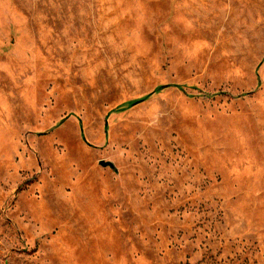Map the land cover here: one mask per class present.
Masks as SVG:
<instances>
[{"label": "rangeland", "instance_id": "rangeland-1", "mask_svg": "<svg viewBox=\"0 0 264 264\" xmlns=\"http://www.w3.org/2000/svg\"><path fill=\"white\" fill-rule=\"evenodd\" d=\"M0 264H264V0H0Z\"/></svg>", "mask_w": 264, "mask_h": 264}, {"label": "trees", "instance_id": "trees-1", "mask_svg": "<svg viewBox=\"0 0 264 264\" xmlns=\"http://www.w3.org/2000/svg\"><path fill=\"white\" fill-rule=\"evenodd\" d=\"M171 87H173V88H177V89H182V87H179V86H171ZM162 89H164V87L162 88ZM160 90V88L158 89V91ZM132 106V105H131ZM130 106V107H131Z\"/></svg>", "mask_w": 264, "mask_h": 264}, {"label": "water", "instance_id": "water-1", "mask_svg": "<svg viewBox=\"0 0 264 264\" xmlns=\"http://www.w3.org/2000/svg\"><path fill=\"white\" fill-rule=\"evenodd\" d=\"M103 166L108 167V166H110V164L109 163H103Z\"/></svg>", "mask_w": 264, "mask_h": 264}]
</instances>
